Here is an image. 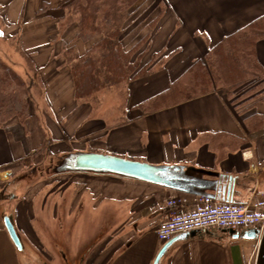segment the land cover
Instances as JSON below:
<instances>
[{"label":"crops","instance_id":"0c3cea01","mask_svg":"<svg viewBox=\"0 0 264 264\" xmlns=\"http://www.w3.org/2000/svg\"><path fill=\"white\" fill-rule=\"evenodd\" d=\"M64 4L65 0H0V33L9 42L15 40L21 58L32 59L43 88L41 104L31 107L29 117L37 132L30 134L17 118L0 127V177L9 178L7 183L14 188L6 197L0 193V264H33L39 255L31 253L45 252L42 233L50 230L49 224L62 215L71 219L78 215L77 224H87L92 215L83 211L85 207L99 218L98 234L87 243L80 264H154L164 245L157 235L159 224L174 211L193 210L202 194L244 203L264 199V123L259 131L249 133L224 89L151 113L137 106L168 87L225 35L263 15L264 0H168L140 50L152 64L151 73L128 84L126 104L111 108H116L113 113L75 96L65 49L74 45L84 54L94 41L79 38L78 23L60 29L67 16ZM50 27L53 30L44 33ZM256 53L264 68V39ZM160 63L163 67L154 70ZM123 107L125 112L120 113ZM254 110L264 114V100H258ZM218 133L245 143L213 147L209 137ZM42 143L48 156L65 162L78 153L110 154L177 166L184 176L213 184L187 192L110 172L69 170L64 165L54 176L30 184L33 177L24 176L23 168L32 157L45 158L40 154ZM228 184L229 194L222 189ZM173 199L179 204L169 207ZM6 215L22 250L5 225ZM235 248L243 264L236 245L215 240L211 230L194 232L173 243L159 264H235Z\"/></svg>","mask_w":264,"mask_h":264},{"label":"trees","instance_id":"16d2710c","mask_svg":"<svg viewBox=\"0 0 264 264\" xmlns=\"http://www.w3.org/2000/svg\"><path fill=\"white\" fill-rule=\"evenodd\" d=\"M141 1L65 2L64 7L78 19L79 38L85 42L94 41L84 54H79L74 45L65 49L78 100H90L96 91L134 81L151 72V62L145 61L144 51H140L142 48L140 45L149 39L150 33L140 36L130 49L123 44L125 25ZM0 37L6 42L0 50V127H3L13 118L21 121L29 118L31 89L38 86L39 75L28 56L24 58L32 71L29 80L24 79L16 66L6 62L3 56L6 51L10 57L14 53L12 60L16 62L18 53L16 54L1 33ZM263 39L264 14L225 35L203 58L195 60L180 76L173 79L168 87L140 102L138 108L143 113H151L209 92L227 89V98L232 96L236 100L239 99L238 106H242L241 111L236 109L238 106L230 103L247 131L249 133L259 131L264 123V114L255 111L254 106L258 100H264V87L253 97L244 96L252 88L264 86V68L256 53L257 44ZM19 58L21 59L20 56ZM209 142L213 147L220 144H224L225 147H241L245 140L226 133H218L210 135ZM234 255L235 264H241L236 248Z\"/></svg>","mask_w":264,"mask_h":264},{"label":"rangeland","instance_id":"374dc122","mask_svg":"<svg viewBox=\"0 0 264 264\" xmlns=\"http://www.w3.org/2000/svg\"><path fill=\"white\" fill-rule=\"evenodd\" d=\"M167 1L168 0H146L145 4L141 5L139 8H136V10L132 12L130 19L125 25L126 29L123 34V44L124 46H126V48L130 49L135 44V41H137L140 36L142 37L145 34L151 33L153 31V29L155 28V26L158 24L159 20L161 19L162 15L165 13ZM65 2H67V0H65ZM66 12H67V16L60 25V29L62 31L68 28L73 23H78L77 17L72 12L68 11L67 9H66ZM1 26L3 25L0 23V27ZM53 28L54 27L45 29L44 33H47L53 30ZM4 43L6 44V42H4L0 37V50L3 49ZM8 44L17 54L15 40H12L11 42L8 41ZM143 45L144 44H141L140 46L142 47ZM13 54L14 53H12V56L10 57L9 53L6 51V53L3 55L5 58V61L12 64L14 67L16 66V69L24 77V79L29 80L28 78L32 74V71L29 68L28 61L24 57L20 59L19 55L17 54L16 56L17 62H16L12 60V58H14ZM157 58L158 56L155 57V60ZM15 62L16 64H14ZM162 67H163V64L160 63L154 66L153 69L158 70V69H161ZM129 83L130 82L121 83L118 86L112 87L110 89L103 88L100 91H96L94 92V95L90 97V100L93 104H102L103 105L102 110H106L108 111V113H113L116 108L113 111L111 110V108L117 107V105L121 102H123V105L126 104V101H127L126 97L128 96V91H129L128 90ZM263 87L264 86L252 88L249 92H247V94L244 97L245 98L253 97L257 93H260ZM241 90L242 89H240V91ZM222 91L226 92L228 95L227 89H224ZM238 92L239 90H237L236 93ZM42 95H43V88H42L41 80L39 76L38 86L32 87L31 89L30 110H31V107L33 108L35 107V109L38 108L37 104H41L40 102L42 99ZM228 99H229V102L233 103L234 106L239 105L238 104L239 99L236 100L232 96ZM233 99H235V102H233ZM241 107L242 106H238L236 109L238 111H241ZM124 109L125 107L119 108L120 113L125 112L123 111ZM38 116L40 117V115ZM114 121L115 120L111 118L109 122L113 123ZM21 122H23L27 126V129L30 134H34L36 130V128L34 127L35 121L30 122L29 118H27L25 121H21ZM40 146H41L40 154L45 155V158L42 160L39 159L36 161L34 160L35 157H32L30 158L29 162L25 164L23 168L24 176L33 177L32 178L33 180L29 181L30 184H37L40 181H43V180H40L42 177H45L48 179L50 176H54L55 173H58L59 166L64 165V162H65L63 158L59 159L54 156H48L46 153V148H45L44 143H42ZM42 152H45V153H42ZM8 180L9 178H7L5 175H2L0 177V193H2V191L6 193L5 197L8 196V194H12L14 191V188L10 187V184L7 183ZM63 210L64 209H62L61 211ZM83 211L85 213L92 215L88 217L87 224L83 222L84 224L78 225L77 224L78 219L80 218L78 215L74 216V218L72 219L64 217L62 215L60 216L59 221L55 222L54 224L50 223L51 225L49 224L50 230L45 233H42L44 242L46 240V242L44 243V245L45 244L47 245V246L45 245L46 248L44 249L46 253L41 252V249L39 250L36 249L37 251L34 250L31 253V256L38 254L39 257L36 256L37 258H35L33 264H80L81 255L87 243H90V240L95 238L98 234L95 231V229L97 228V222L99 219L95 215H93L92 212L88 208L85 207ZM113 224H115V221H111L109 225L113 226ZM81 226H82V229H81ZM262 233L257 238L247 239V238H243L242 236L235 238L234 234L230 233L229 231L226 232L223 230H214V231L211 230V235L215 240H218V241L225 240L226 242H229L231 245L233 246L236 245L239 248V251L242 255L243 264H256V258H257L259 244H260V237L262 236ZM162 242L164 243L165 241H162Z\"/></svg>","mask_w":264,"mask_h":264},{"label":"water","instance_id":"95a60500","mask_svg":"<svg viewBox=\"0 0 264 264\" xmlns=\"http://www.w3.org/2000/svg\"><path fill=\"white\" fill-rule=\"evenodd\" d=\"M65 169L78 171H94V172H110L137 178L140 180L152 182L158 185H163L183 191L191 192L194 186L207 187L213 183L197 178L184 176L179 172V167L172 168L171 166H156L146 162L131 160L110 154L100 153H78L69 156L64 164ZM222 189L227 190L229 194L230 185L222 186ZM229 200V198L227 197ZM5 225L19 249H23V245L11 218L6 215L4 217ZM235 238L242 236L243 238H257L261 231L257 228L247 229L243 231L230 230ZM189 234H181L163 245L159 251L154 264H159L169 247L177 240L188 237ZM256 264H264V230L260 237Z\"/></svg>","mask_w":264,"mask_h":264},{"label":"built area","instance_id":"2783aa9c","mask_svg":"<svg viewBox=\"0 0 264 264\" xmlns=\"http://www.w3.org/2000/svg\"><path fill=\"white\" fill-rule=\"evenodd\" d=\"M179 200L168 202L176 207ZM264 228V199L250 203L220 201L209 195H201L196 207L188 212L174 211L157 229L161 241H169L177 235L212 229L243 231Z\"/></svg>","mask_w":264,"mask_h":264}]
</instances>
